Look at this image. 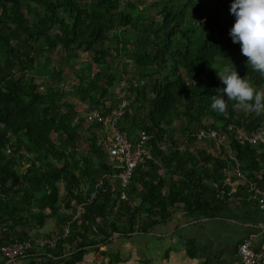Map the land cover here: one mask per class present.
Segmentation results:
<instances>
[{
	"label": "trees",
	"instance_id": "16d2710c",
	"mask_svg": "<svg viewBox=\"0 0 264 264\" xmlns=\"http://www.w3.org/2000/svg\"><path fill=\"white\" fill-rule=\"evenodd\" d=\"M150 6L157 8L155 13L133 1L122 7L121 0H0V232L6 240L28 238L25 233L12 237L11 228L32 219L42 225L63 206L84 199L81 182H90L93 189L99 177L112 173L95 127L84 128L80 109L118 103L115 87L123 78L131 83L135 99L133 113L121 126L129 125L130 135L137 129L151 133L154 159L135 169L127 189L129 195L139 193L136 207L114 199L105 181L107 192L84 211V235L73 258L80 259L87 245L106 243L114 233L166 221L177 203L186 213L206 216H215L224 204L216 194L234 161L229 155L221 160L201 146L197 131L208 126L227 131L230 123L254 131L264 114H245L227 97L226 110L220 112L211 107L212 97L221 86L217 71L225 66L235 65L257 90L264 87V74L245 63L239 43L232 41L229 29L235 17L221 22L204 0H154ZM58 48L64 53L55 63ZM83 53L92 61L82 63ZM128 61L137 68L129 77ZM76 64V81L68 85L63 68ZM36 75L49 81L38 83ZM136 79L144 83L134 86ZM176 130L185 141L174 136ZM82 134L89 156L78 149ZM228 137L240 163L246 158L247 165L257 163L256 146L241 143L233 133ZM160 142L171 146L163 150ZM10 143L13 152L7 154ZM26 154L31 161L24 165L19 158ZM142 214L147 223L136 228ZM98 216L104 221L91 240L85 235Z\"/></svg>",
	"mask_w": 264,
	"mask_h": 264
},
{
	"label": "crops",
	"instance_id": "0c3cea01",
	"mask_svg": "<svg viewBox=\"0 0 264 264\" xmlns=\"http://www.w3.org/2000/svg\"><path fill=\"white\" fill-rule=\"evenodd\" d=\"M261 90H264V87ZM244 111L245 114L249 113L247 109ZM176 124L174 122V125ZM181 134L176 130L174 136L185 141V137ZM222 137L221 145L216 140L201 141L200 145L221 160L228 155H237L233 150H229V137ZM263 147V145L255 147L259 154L254 159L257 163L247 165L249 159L245 157L243 163L239 162V168L249 177L259 180L264 186V155H260ZM203 163H199L200 166ZM212 177L213 175L206 178V182H211ZM226 179L231 183L241 184L233 170H230ZM223 203L215 216L186 213L183 206L177 203L171 208L170 218L143 229L140 227L146 224L148 219L142 214L135 222V227L140 228L139 230L114 233L106 243L87 245L80 259H74L73 252L82 240L81 236L84 235L82 224H77L78 227L72 224L71 236L69 235L68 239L65 238L55 247H36L21 260L6 259L0 255V264H241L237 247L244 238H252L254 247L264 250L262 232L264 211L255 202ZM75 204L76 202L73 201L70 207L63 206L58 213L49 216L42 225L37 224L33 219L23 226L15 225L10 230L12 237H18L23 233L28 238L62 233V226L73 214ZM45 212L50 210L46 209ZM97 234L99 233L93 232L90 225L85 236L95 240ZM189 251L194 252L195 255L190 256Z\"/></svg>",
	"mask_w": 264,
	"mask_h": 264
},
{
	"label": "built area",
	"instance_id": "2783aa9c",
	"mask_svg": "<svg viewBox=\"0 0 264 264\" xmlns=\"http://www.w3.org/2000/svg\"><path fill=\"white\" fill-rule=\"evenodd\" d=\"M75 81L72 83H75ZM143 83L144 79L133 81L134 86L142 85ZM115 93L118 99V103L115 105H111L107 101L105 105H101L99 108L88 110L86 106L83 112L84 128L94 126L97 136L103 132V137L101 139L98 137V143L105 150V162L112 168V173H105L99 177L95 182L94 188L84 195V199L76 202L73 214L62 226V233L56 232L52 235H42L38 238H13L6 240L5 234L0 232L1 256L6 259L21 260L27 257L31 250L36 247H55L59 241L69 236L72 231V224H82L86 207L92 204L101 193L107 192L105 187L106 180L111 184V193L114 199L134 206L127 189L135 169L147 160L154 159L153 135L145 129H137L133 135H130L127 132L129 125L124 128L121 126L122 122L126 121V116L134 111L135 95L131 91V83L127 78H123L115 87ZM197 132L200 140H216L220 145L223 142L220 140L223 139L222 136L228 137L229 133H233L235 138L241 143H248L252 146H264V119L252 132L233 123L228 124L227 131H222L220 127L208 126L199 128ZM85 138L86 136L82 134L78 145L86 140ZM87 144L88 142L85 145ZM158 146L163 150H167L171 144L170 142L169 145L160 142ZM228 147L231 151L230 145ZM180 149H184V145H181ZM5 150L7 154L13 152L11 143L7 144ZM230 158L234 161V165H232V169H225L226 176L221 180V185L218 187L216 194L217 197L224 202H255L264 211V186L259 180L249 177L239 168V161L235 155H230ZM230 170H233L241 184L238 182L231 183L230 180L226 179ZM103 221L104 217L98 216L94 222H90L93 232H99V225H102ZM262 232L264 233V226L262 227ZM237 251L241 264H264V250L256 249L250 237L244 238L239 242Z\"/></svg>",
	"mask_w": 264,
	"mask_h": 264
},
{
	"label": "clouds",
	"instance_id": "9594fccd",
	"mask_svg": "<svg viewBox=\"0 0 264 264\" xmlns=\"http://www.w3.org/2000/svg\"><path fill=\"white\" fill-rule=\"evenodd\" d=\"M230 12L235 17L229 29L234 43H239L245 63L264 74V0H231ZM221 86L212 97L211 107L220 112L226 110L225 97L257 113L264 112V90L257 88L245 76L240 75L236 66H225L217 71Z\"/></svg>",
	"mask_w": 264,
	"mask_h": 264
},
{
	"label": "rangeland",
	"instance_id": "374dc122",
	"mask_svg": "<svg viewBox=\"0 0 264 264\" xmlns=\"http://www.w3.org/2000/svg\"><path fill=\"white\" fill-rule=\"evenodd\" d=\"M127 1H133L136 5H139V6H149V11L151 13H155L156 12V7L154 6H150L151 2L154 1V0H121V6L124 7L126 2ZM204 3H206L207 5H209V7L211 8V13H213L216 18L218 20H220L221 22H228L230 20V18L234 17L231 12H230V3H231V0H204ZM64 53V50L62 48H58L57 50V53L54 54L53 56H55L54 58V62H58V59L57 57L59 56V54H63ZM82 63H87V62H91L92 61V58L87 54V53H83L82 55ZM61 62V61H59ZM58 64V63H57ZM59 67H63L61 63H59L58 65ZM94 68L95 65H93ZM78 70H80V66L79 64H76L75 66L73 67H65L63 68V72H64V75H65V78H66V82L68 83V85H71L72 82L75 81V79L77 78V73ZM127 70H128V74H126L127 77L131 76L132 74H134L133 72H137V68L133 65V63H130V61H128V65H127ZM121 71L120 68L116 67L115 68V72L116 74H119V72ZM36 78H37V82L39 83H42V82H48L46 81L45 78H47L46 76L44 75H36ZM42 90H44V87L41 88ZM116 99V98H115ZM109 104L111 105H115V103L111 100L108 101ZM84 106L81 107L80 109V114L81 116H83V112L85 111L84 110ZM57 133L56 132H53L52 133V137L53 138H56L57 137ZM99 139H101V137H103V132H101L99 134ZM180 137V136H179ZM86 140L82 141V143H79L78 145V148H79V151L81 152V154H86L87 156L90 155V152H89V146L88 144H86ZM101 142V140H100ZM102 143V142H101ZM27 156H25L24 158L21 157L19 158L21 164H27L29 163L31 160H30V155L26 154ZM94 160H96V157H93ZM59 188H60V195L64 196L66 191H65V187H64V183L61 182L59 184ZM91 183L88 182V181H84V182H81V185H80V190L83 192V193H88L91 189ZM131 197H130V200L132 201L133 204H136V206H138L140 200H139V193H130ZM76 202V200H75ZM63 203V202H62ZM114 213L117 214L118 213V208L115 207L114 208Z\"/></svg>",
	"mask_w": 264,
	"mask_h": 264
}]
</instances>
